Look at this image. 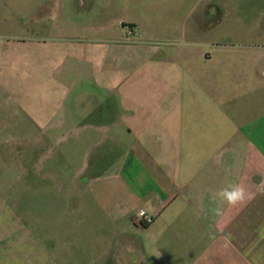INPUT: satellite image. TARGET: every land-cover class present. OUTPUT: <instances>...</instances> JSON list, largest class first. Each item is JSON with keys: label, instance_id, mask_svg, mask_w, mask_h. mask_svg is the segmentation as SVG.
<instances>
[{"label": "crops", "instance_id": "0c3cea01", "mask_svg": "<svg viewBox=\"0 0 264 264\" xmlns=\"http://www.w3.org/2000/svg\"><path fill=\"white\" fill-rule=\"evenodd\" d=\"M72 1L0 0V102L17 100L25 105L11 109L1 104L0 147L9 153L0 155L13 156V131H20L24 147L20 157L22 163L27 160L22 174L27 179L30 172L36 173L39 184L44 166L33 171L28 161L34 143L41 146V138L29 131H93L84 144L77 134L70 147L74 177L121 167L125 158L124 167L112 178L120 187L115 191L99 187L95 193L103 212L95 219L87 217L103 233L96 239L88 237L79 247L80 252L96 251L92 264H264V99L253 102L244 97L237 105V96L231 93L243 78L249 81L245 84L255 83L264 98V0H180L186 8L179 12L177 31L188 39L181 56L186 65L181 106L132 109L102 104L103 96L97 93L102 91L97 89L114 91L122 69L110 72L108 44L97 37L107 26L78 24L69 14ZM62 6L67 15L61 13ZM88 30L94 32L91 37ZM211 62V71L201 67ZM196 66L203 72L195 73ZM76 77L85 89L79 93L78 85L71 83L78 81ZM30 82L35 89H30ZM194 84L197 91L191 87ZM29 92L59 104L75 93L90 107L62 117L53 106H29L33 96ZM178 128L180 138L174 133ZM158 132L165 137L157 139ZM103 135L115 146H126L132 139L127 146L139 148L129 155L114 150L106 163L97 157V150L91 152L94 145H109L99 142ZM158 146L163 149L157 150ZM83 157L85 164L79 166ZM132 159L136 172L126 171ZM28 184L27 180L21 187L35 190ZM230 184L244 186L251 199L235 207L224 203L223 214L217 216L213 209L220 201L213 197ZM90 191L94 193L93 187ZM73 195L78 198L75 211L91 204L80 187L73 188ZM140 210L152 218L146 225ZM79 224L77 215L69 219L70 227ZM69 238L71 256L77 252L75 242L81 240L77 234ZM36 239L39 247L45 246L44 256L51 248L59 250L63 241L59 227L58 233Z\"/></svg>", "mask_w": 264, "mask_h": 264}, {"label": "rangeland", "instance_id": "374dc122", "mask_svg": "<svg viewBox=\"0 0 264 264\" xmlns=\"http://www.w3.org/2000/svg\"><path fill=\"white\" fill-rule=\"evenodd\" d=\"M184 8H186V2L180 0H83L82 4L81 0L72 1L69 14L71 17L73 15L78 24L107 26V31L99 33L97 37H102L103 42L108 44L110 72L117 67L122 69L119 72L121 80L114 91L106 92V89H97L102 91L97 93L103 96L101 100L103 105H113L124 109L155 105L178 108L181 106V78L186 72V65L182 64L181 56L184 51L183 45L188 39L183 38L177 29L181 27L179 12ZM60 11L67 15V10L63 6ZM83 32L81 30V33ZM74 33L77 34L76 31ZM93 33L88 30L86 35L91 37ZM220 36L224 37L227 34H220ZM210 39L213 40V37ZM201 67L211 71L213 62ZM195 69V73L203 72L197 66ZM76 79L78 81H71V83L78 85L75 92L79 93L84 87L83 83L79 82L80 79L77 77ZM245 82L249 81H244L242 78V81H238L231 90V93L237 96L234 98L237 105L240 104V100H244V97L253 102L255 99L259 101L264 99L261 92L255 90V83L245 84ZM206 85L210 86L209 83ZM29 86L30 89H35L34 83L30 82ZM191 87L197 91L196 84ZM209 88L210 93H213L212 87ZM205 90H209L208 87H205ZM29 93L33 94L28 98L29 106H53L62 117L69 111L90 107L89 101L75 97V93L71 98L62 99L60 104L54 99L40 97L36 92ZM1 104L11 109L25 106L17 100H7L0 102V106ZM33 132L38 133L41 138V146L37 147V142L34 143L36 146L33 147L28 164L33 171L38 170L41 165L44 166L42 184L38 183L36 173L32 175L30 172L27 179L22 174L24 173L23 165H27V160L22 163L20 157L24 151V147L21 146L20 131H13L11 142L13 156H4L3 159L0 155V264H92L96 251L90 248L83 251L82 248L80 252L79 247L84 246V241L88 237L96 239L103 234L101 227L94 225L91 221L103 212V207L99 201L97 202V197L100 195L95 192H98L97 189L101 186H111L113 191L120 187L116 186L112 178L124 167L125 158L120 163L121 167L95 169L74 177L75 162L72 158L70 159V147L77 134L81 135L78 138L82 137L81 143L84 144L87 134L93 131L68 129L29 131L31 135H34ZM3 133L0 131V142L4 141L1 136ZM174 133L175 137L180 138L179 128L174 129ZM155 137L162 139L165 133L158 132ZM98 139H100L99 142L109 143V145L107 147L94 145L91 152L97 150V157L103 158L106 163L112 159L114 150H120L125 155H129L134 149L139 148L127 146L132 139H128L126 146H115L114 140L104 135ZM3 147H0V154L2 152L8 154V148L4 150ZM29 149L31 151V148ZM159 149L163 147L158 146L157 150ZM175 153L173 151L172 156ZM133 163L135 162L132 159L126 171H137L135 170L137 163L131 166ZM77 164L83 166L84 157ZM133 171L130 174L134 173ZM27 180L29 189L35 190L26 192L21 187ZM7 183H10L12 187H7ZM77 186L90 199L91 204L75 211L73 207L78 198L73 195V188ZM90 187H93L94 193L89 192ZM41 189L45 193H42ZM77 205H80V201ZM133 214H137V211ZM75 215L78 220H82V224L70 227L69 219ZM90 216H92L91 219H88L87 217ZM58 227L63 240L62 246L59 250L55 249V252L51 248L50 254L44 256L45 246L39 247L36 238L54 231L58 233ZM70 234H77L78 240H81L75 242L78 246L77 252L71 256L73 240H70ZM143 234H148V231Z\"/></svg>", "mask_w": 264, "mask_h": 264}, {"label": "clouds", "instance_id": "9594fccd", "mask_svg": "<svg viewBox=\"0 0 264 264\" xmlns=\"http://www.w3.org/2000/svg\"><path fill=\"white\" fill-rule=\"evenodd\" d=\"M251 199V195L246 191L245 187L240 184H230L218 191L213 200H219L220 203L213 209L215 215L223 214V204L226 203L230 207H235L245 203Z\"/></svg>", "mask_w": 264, "mask_h": 264}, {"label": "built area", "instance_id": "2783aa9c", "mask_svg": "<svg viewBox=\"0 0 264 264\" xmlns=\"http://www.w3.org/2000/svg\"><path fill=\"white\" fill-rule=\"evenodd\" d=\"M139 215L141 216V221L150 222L152 219L145 210H140Z\"/></svg>", "mask_w": 264, "mask_h": 264}, {"label": "trees", "instance_id": "16d2710c", "mask_svg": "<svg viewBox=\"0 0 264 264\" xmlns=\"http://www.w3.org/2000/svg\"><path fill=\"white\" fill-rule=\"evenodd\" d=\"M147 224V222H144V225H146Z\"/></svg>", "mask_w": 264, "mask_h": 264}]
</instances>
